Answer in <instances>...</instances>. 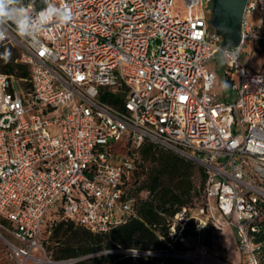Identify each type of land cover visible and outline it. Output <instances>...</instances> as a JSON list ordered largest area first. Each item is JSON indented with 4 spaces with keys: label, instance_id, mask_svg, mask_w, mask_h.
Segmentation results:
<instances>
[{
    "label": "built area",
    "instance_id": "built-area-1",
    "mask_svg": "<svg viewBox=\"0 0 264 264\" xmlns=\"http://www.w3.org/2000/svg\"><path fill=\"white\" fill-rule=\"evenodd\" d=\"M55 2L71 7L70 24L31 38L10 24L0 39L29 67L27 76L0 71V234L18 264L59 262L41 240L52 214L96 232L131 218L136 200L123 183L146 141L206 174L203 202L169 223L176 236L194 218L199 231L212 228L211 244L177 256L235 264L221 235L233 226L244 264H264V65L240 62L248 41L264 51V0L246 1L242 39L229 47L211 23L212 0ZM21 3L33 16L45 7ZM219 54L233 69L228 102L214 92ZM117 95L123 107L104 98Z\"/></svg>",
    "mask_w": 264,
    "mask_h": 264
},
{
    "label": "trees",
    "instance_id": "trees-1",
    "mask_svg": "<svg viewBox=\"0 0 264 264\" xmlns=\"http://www.w3.org/2000/svg\"><path fill=\"white\" fill-rule=\"evenodd\" d=\"M7 49L10 56L5 54ZM15 53L8 46L0 47V71L27 76L28 65L17 62ZM218 57L226 66L222 55ZM232 81L228 67L225 78L228 87ZM104 98L123 107L121 96ZM196 169L202 177L198 184L194 181ZM205 180L204 168L194 160L146 141L137 167L123 183L126 195L136 200L135 214L102 232L92 231L75 219L55 222L49 250L50 256L59 261L54 264H190L177 256L189 250L184 241L188 237L204 236L211 244L212 228L201 232L196 220L189 218L184 226L177 224V235L172 236L169 222L184 206L203 202ZM129 250L147 253L133 254ZM153 251L166 254L157 255Z\"/></svg>",
    "mask_w": 264,
    "mask_h": 264
},
{
    "label": "rangeland",
    "instance_id": "rangeland-1",
    "mask_svg": "<svg viewBox=\"0 0 264 264\" xmlns=\"http://www.w3.org/2000/svg\"><path fill=\"white\" fill-rule=\"evenodd\" d=\"M181 4V1L178 3ZM215 28V27H214ZM233 46V45H229ZM240 62L253 71H259L262 66L264 65V51L261 49L259 43L253 44L252 42L248 41V43L244 46L242 56L240 58ZM213 67H218V77L216 79V83L214 86V92L218 95L220 99L225 101L232 100L233 97V90L231 87L225 89L223 84L225 83L226 73L228 71V67L222 63L219 57H217L213 63ZM233 71V69L231 70ZM201 173L198 169L195 170L194 174V181L195 183L201 182ZM58 213L52 214V217L48 216L45 219L41 240L43 241L44 245L48 250V259H52L57 261L54 257L50 256V247L53 245V241L51 240L52 229L55 222L60 221ZM222 242L224 247L227 249L228 259L235 263V264H244V253L240 250L238 239L236 235V230L233 226H226L222 232ZM207 239L204 236L198 237H188L184 243L189 247V250L192 252H196L198 247L203 244L207 243ZM217 246H212V249L215 250ZM123 252V250H120ZM154 254L157 255H164L162 252L153 251ZM0 264H18V260L15 256V253L11 250L8 246L6 240L0 234Z\"/></svg>",
    "mask_w": 264,
    "mask_h": 264
},
{
    "label": "clouds",
    "instance_id": "clouds-1",
    "mask_svg": "<svg viewBox=\"0 0 264 264\" xmlns=\"http://www.w3.org/2000/svg\"><path fill=\"white\" fill-rule=\"evenodd\" d=\"M73 19L71 7L67 3L57 4L55 0H45V7L33 16L28 8L22 5L21 0H0V39L7 38V26L10 24L15 25L18 35L31 38L43 32L53 22L68 25ZM10 55V52L6 54ZM235 59L236 54L230 52L227 63L234 62ZM228 86L227 82L223 84L225 89Z\"/></svg>",
    "mask_w": 264,
    "mask_h": 264
},
{
    "label": "water",
    "instance_id": "water-1",
    "mask_svg": "<svg viewBox=\"0 0 264 264\" xmlns=\"http://www.w3.org/2000/svg\"><path fill=\"white\" fill-rule=\"evenodd\" d=\"M212 25L223 37V44L237 46L241 41L242 18L247 0H213ZM162 254H166L162 252Z\"/></svg>",
    "mask_w": 264,
    "mask_h": 264
},
{
    "label": "flooded vegetation",
    "instance_id": "flooded-vegetation-1",
    "mask_svg": "<svg viewBox=\"0 0 264 264\" xmlns=\"http://www.w3.org/2000/svg\"><path fill=\"white\" fill-rule=\"evenodd\" d=\"M214 1L212 0V14H211V20L214 18Z\"/></svg>",
    "mask_w": 264,
    "mask_h": 264
}]
</instances>
